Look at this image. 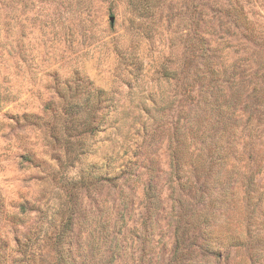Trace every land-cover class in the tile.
Returning a JSON list of instances; mask_svg holds the SVG:
<instances>
[{"label": "rangeland", "instance_id": "rangeland-1", "mask_svg": "<svg viewBox=\"0 0 264 264\" xmlns=\"http://www.w3.org/2000/svg\"><path fill=\"white\" fill-rule=\"evenodd\" d=\"M0 239L264 264V0H0Z\"/></svg>", "mask_w": 264, "mask_h": 264}, {"label": "trees", "instance_id": "trees-1", "mask_svg": "<svg viewBox=\"0 0 264 264\" xmlns=\"http://www.w3.org/2000/svg\"><path fill=\"white\" fill-rule=\"evenodd\" d=\"M208 107L210 108H214V106L212 105V102H208L207 104ZM219 111L222 112L223 108L219 107ZM226 129V128H225ZM180 134H181V127L180 126H176L174 132H173V137L175 139L173 147H175V150L171 151L172 155H173V159H174V165L172 166L173 170H171V177L175 178L176 180H180L181 178V172L183 170V163L182 161H180V159H175L174 158V151L176 152V150H179V145H180ZM222 135H220L219 137H221ZM216 144H218V142H216ZM172 146V145H171ZM188 181V178L186 180L183 181L182 185L186 186ZM1 240V239H0ZM3 241V248L6 249L7 248V241L6 240H2ZM17 242V248L18 250L21 252L22 249H24L25 244L20 242L19 240L16 241ZM1 248V245H0ZM68 255L64 256L62 255L60 252H55V254L53 255V264H85L86 263V259L88 257V254H82L81 251L76 252L75 250L73 251L71 247L66 248ZM94 253L90 254L91 258L89 260V264L91 263L92 257H93ZM1 256V254H0ZM72 256V257H71ZM14 262H16L14 259L13 261L10 262V258L7 259H3L0 257V264H15Z\"/></svg>", "mask_w": 264, "mask_h": 264}, {"label": "water", "instance_id": "water-1", "mask_svg": "<svg viewBox=\"0 0 264 264\" xmlns=\"http://www.w3.org/2000/svg\"><path fill=\"white\" fill-rule=\"evenodd\" d=\"M111 21H112V22L114 21V17L111 18Z\"/></svg>", "mask_w": 264, "mask_h": 264}]
</instances>
